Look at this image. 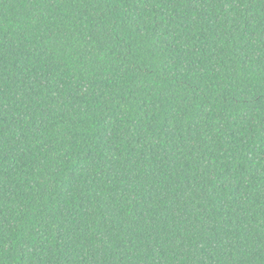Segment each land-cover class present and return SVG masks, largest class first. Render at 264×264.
<instances>
[{
  "label": "trees",
  "instance_id": "16d2710c",
  "mask_svg": "<svg viewBox=\"0 0 264 264\" xmlns=\"http://www.w3.org/2000/svg\"><path fill=\"white\" fill-rule=\"evenodd\" d=\"M0 264H264V0H0Z\"/></svg>",
  "mask_w": 264,
  "mask_h": 264
}]
</instances>
